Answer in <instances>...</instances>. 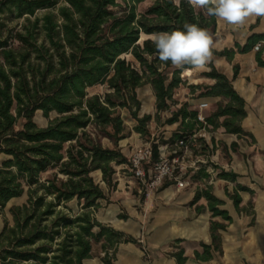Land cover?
<instances>
[{"label":"trees","instance_id":"trees-1","mask_svg":"<svg viewBox=\"0 0 264 264\" xmlns=\"http://www.w3.org/2000/svg\"><path fill=\"white\" fill-rule=\"evenodd\" d=\"M143 1L0 0V15L25 17L22 29L14 33H4L5 22L0 21V214L10 200L28 193L26 202L10 207L13 224L6 221L0 231V264H84L96 255L97 245L102 261L115 264L121 242H138L99 221L94 213L103 200L109 202L101 182L112 190L117 167L128 164L119 146L131 132L122 111L136 120L133 130L150 133L152 116H140L137 89L152 86L158 116L170 109L175 88L184 83L183 70L162 63L147 36L195 23L213 39L217 27L214 17L194 8L189 0H155L139 13L137 7ZM40 10L43 13L38 14ZM263 37L254 35L245 46L236 47L247 51ZM212 53L231 57L234 51L212 48ZM257 61L264 67L262 50ZM208 66L210 70L202 75L215 83L192 87H203L201 96H222L227 102L218 103L206 122L213 129L224 127L227 133L241 134L245 101L230 78L213 62ZM98 85L106 86L105 92L90 94ZM38 111L45 117L52 112L57 116L40 126L34 119ZM179 121L178 132L166 144L203 127L197 111L186 104L166 119L169 124ZM105 139L111 145L104 144ZM205 148L203 143L201 150ZM49 169L56 171L41 182V174ZM97 171L101 172L98 181L93 176ZM218 175L234 178L226 171ZM198 177H209L205 166L192 176ZM201 197L208 200L213 216L232 220L210 186L199 189L194 202ZM232 198L240 203L237 193ZM74 200L78 212L69 206ZM225 227L211 224L215 249L219 248L218 230ZM203 246L204 254L196 252V256L210 258L212 246ZM174 254L182 264L183 249Z\"/></svg>","mask_w":264,"mask_h":264},{"label":"crops","instance_id":"crops-1","mask_svg":"<svg viewBox=\"0 0 264 264\" xmlns=\"http://www.w3.org/2000/svg\"><path fill=\"white\" fill-rule=\"evenodd\" d=\"M153 35L147 37L152 38ZM254 35H264V18L251 19L238 30L217 21L212 39L213 49L234 53L231 57L212 53L209 63L213 62L219 71L232 80L234 89L245 101L246 114L240 121L243 129L241 134L227 133L224 127L213 129L209 125L210 133L206 139H202V146L204 143L206 148L196 152L203 160L217 163L220 172L226 171L234 178H221L216 173H209L207 178L191 177L189 184L183 188H178L175 181L166 180L158 190L142 194L140 183L132 175L129 165L118 166L115 188L109 190L101 182L109 202L102 201L96 217L138 242H121L115 264H179V258L174 253L180 249H183L182 257H185L182 264H264V67L257 61L259 51L262 50L264 55V37L258 41L261 43L259 50L254 49L258 42L247 51L236 47L237 44L245 46ZM235 69L237 75L234 77ZM209 70L207 65L206 70L197 77L193 76L196 70H183L184 83L175 88L170 109L160 112L158 116L153 88L147 84L152 96L150 103L143 106V112L141 106L140 116L151 115L149 131L152 122L156 121L160 123L159 128L163 126L167 135L161 143L153 144V147L157 145L156 160L165 153L166 141L172 139L179 130L180 121L166 123L173 111L184 104L190 110L197 111L199 104L206 102L209 105L204 111L207 117L217 109L218 103L227 102L222 96H201L204 88L192 87L213 85L214 79L202 75V72ZM187 87L191 90L187 91ZM162 114L167 118L162 117ZM222 120L223 117L220 118ZM130 122L131 132L119 143L127 158L131 147L148 143L145 140L147 135L133 130L136 120L131 118ZM206 186H210L213 195L223 201L220 208L228 211L232 217L230 222L221 216H213L205 197L194 202L196 192ZM235 193L240 196L238 205L232 198ZM213 222L226 225L224 229L218 230V249L213 245ZM140 238L143 242H140ZM203 245L212 246L210 258L196 256V252L204 254ZM95 253L84 264H105L99 245L95 247Z\"/></svg>","mask_w":264,"mask_h":264},{"label":"clouds","instance_id":"clouds-1","mask_svg":"<svg viewBox=\"0 0 264 264\" xmlns=\"http://www.w3.org/2000/svg\"><path fill=\"white\" fill-rule=\"evenodd\" d=\"M189 3L234 30L243 28L251 19L264 18V0H189ZM152 42L158 59L180 70L186 66L206 70L214 47L209 31L195 23H185L183 30L154 34Z\"/></svg>","mask_w":264,"mask_h":264},{"label":"built area","instance_id":"built-area-1","mask_svg":"<svg viewBox=\"0 0 264 264\" xmlns=\"http://www.w3.org/2000/svg\"><path fill=\"white\" fill-rule=\"evenodd\" d=\"M260 48V42L254 45L255 50ZM208 106L206 102L200 103L197 110V119L203 123V127L187 138L165 145V153H162L157 160L153 159L154 147L151 142L131 150L128 156L129 169L139 181L144 194L158 190L166 180L175 181L178 188H183L189 184L192 175L203 166L210 174L217 172L216 164L203 160L196 153L202 148V139H206L210 133L204 114ZM140 242H143L142 238Z\"/></svg>","mask_w":264,"mask_h":264},{"label":"rangeland","instance_id":"rangeland-1","mask_svg":"<svg viewBox=\"0 0 264 264\" xmlns=\"http://www.w3.org/2000/svg\"><path fill=\"white\" fill-rule=\"evenodd\" d=\"M155 0H144L142 3H140L137 7V11L140 12H144L148 6H150ZM43 13V10H40L38 12V14ZM0 21H4L5 22V27H3V32L7 33L8 30H13V33L19 29H22V26L25 22V17H21V18H17L15 17L14 14H11L9 12H4L0 15ZM143 38H145V36L143 35ZM201 71H195L193 73L194 77H197L200 74ZM183 73V72H182ZM182 73H181V77H182ZM190 73V72H189ZM183 78V77H182ZM189 87H187V91H189ZM106 90V87L104 85H98L94 88H92L89 92L90 94H94V93H104ZM191 90V89H190ZM138 94H139V98L142 101V112L145 110L143 109L145 105L150 103L151 100V96H152V92L149 88V85H144L143 87H140L138 89ZM210 109H208L207 111H209ZM148 111H152V110H148ZM123 117L125 118V122L127 124L128 127H130L129 125L131 124L130 122V115L126 110L122 111ZM57 114L56 112H52L50 113L49 117H45L42 111H38L35 115V121L38 125L40 126H45L48 124L50 119H53L54 117H56ZM162 117H164L165 119L167 118V116H165V114H162ZM160 123L159 122H152V125L150 127V135H147V137H145V140H148V142H151L152 144L154 143H161L162 141H164V137H166L167 135L164 133L165 130L163 129V126H161V128H159ZM104 144L106 145H111L108 140H104ZM135 148V147H133ZM131 147V150L133 149ZM3 159V156H0V163L1 160ZM213 165L216 164V166L218 167L219 165L217 163H212ZM221 168H218L216 171V176L218 175V172H220ZM56 171V169H49L48 171L44 172L41 174L40 176V180L41 182H44L47 178L51 177L52 174ZM93 176L95 177V179L98 181L100 180V174L99 172H95L93 173ZM142 194H144L143 190H142ZM28 198V193L27 190L25 191V193L18 197V198H14L12 200H10L6 207L3 209L2 213L0 214V231L2 230V228L5 225V222L8 221L9 224H13V218L12 215L10 213V207L12 205H21L24 202H26ZM69 206L73 209L74 212H78L79 211V205L77 204V201L74 200L72 202L69 203ZM98 214V213H97ZM94 215L96 216V212L94 213ZM141 239V238H140Z\"/></svg>","mask_w":264,"mask_h":264}]
</instances>
